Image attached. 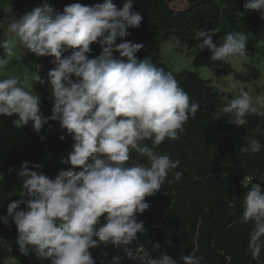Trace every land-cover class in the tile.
Listing matches in <instances>:
<instances>
[{"label": "clouds", "instance_id": "clouds-1", "mask_svg": "<svg viewBox=\"0 0 264 264\" xmlns=\"http://www.w3.org/2000/svg\"><path fill=\"white\" fill-rule=\"evenodd\" d=\"M132 7L133 0H124L120 8L113 0H103L93 5L73 3L57 12L44 0L19 18H11L7 26L11 35L0 40L4 52L0 77L17 49L51 56L50 63L55 65L47 73L54 98L50 117L41 114L40 96L32 91L33 82L44 83L37 72L25 73L23 80L12 75L0 78V115L15 114L18 119L12 123L17 128L31 121L36 132L49 119L58 121L73 140L72 151L61 161L71 167L61 169L54 178L30 170L29 162L21 165L18 175L23 183L17 193L27 199L9 203L7 216L0 220L7 224L11 217L18 233L16 244L24 256L31 251L49 264H95L89 249L110 244L136 264H178L163 252L152 258L142 245L135 249L130 245L145 231L143 222H137V215L149 208L145 197L159 191L180 163L155 148L165 139H179L200 105L191 101L172 72L148 57L137 58L143 44L116 43L130 34L127 29L141 24V14ZM243 8L258 11L264 19V0H246ZM217 32L196 31L193 38L202 40L196 47L207 48L213 61L248 60L245 34L229 32L217 45L212 39ZM94 42L101 52L90 59L87 54ZM69 49L71 54L64 55ZM113 53H119V58ZM220 111L232 114L231 123L243 127L249 114L264 115V96L254 97L239 87L234 98H223ZM146 140L151 146L143 143ZM246 141L241 152L261 150L258 140L247 137ZM133 151L147 162L129 163ZM182 175L175 172L167 183L180 181ZM252 178L241 223L253 224L248 248L256 258L264 249V189ZM21 203L25 208L17 210ZM159 247L154 243L153 251ZM180 260L201 264V258L193 255H182ZM110 264H121V257L113 256Z\"/></svg>", "mask_w": 264, "mask_h": 264}, {"label": "trees", "instance_id": "trees-1", "mask_svg": "<svg viewBox=\"0 0 264 264\" xmlns=\"http://www.w3.org/2000/svg\"><path fill=\"white\" fill-rule=\"evenodd\" d=\"M175 1L133 0L132 10L141 14V24L127 29L130 34L116 41L117 44L124 41L143 44L144 47L136 53L137 58L142 60L148 57L157 67L172 72L191 101L200 105L195 116L186 122L179 139H165L155 148V151L167 154L180 163L169 173L159 191L145 197L149 208L137 215V222H143L145 231L137 234V240L130 247L135 249L142 245L152 258L163 252L177 260L178 264H182V255L201 258V264H264V249L259 257L254 258L248 248L253 224L241 223L244 197L252 186L251 183L244 186L242 180L254 176L252 183H258L264 189V115L249 114L246 117L248 123L243 127L231 123L232 114L221 113L220 107L224 97L232 99L235 95L216 89L200 76L197 69L210 67L246 83L258 79L261 71L251 63L245 72L238 73L229 62L213 61L207 48L199 50L196 47L202 40L193 38L198 30L217 29L212 39L213 43L219 45L229 32H240L246 36L249 56L260 58L259 51L264 52V19H261L258 11L243 8L246 0H186L187 6L181 11L173 9L172 3ZM0 2L11 4L21 13L18 15L20 17L40 6L44 0ZM102 2L48 0L57 12H62L65 6L73 3L93 5ZM113 3L120 8L124 0H113ZM6 9L5 5L3 11ZM171 40H175L177 51L186 50L192 56L195 69L180 68L176 71L162 60L161 46ZM90 48L91 52L87 54L90 59L101 52L98 43L94 42ZM113 55L119 58V53ZM53 102L52 92L46 91L40 96V112L45 118L52 115ZM20 129L29 144L15 145L5 158L6 172L0 186V203L4 202L1 197L8 194H11L9 203L27 199L19 194L14 196L15 191L22 187L23 180L18 173L24 162H29L30 170L50 178H54L61 169L71 167L61 161L72 151L73 140L66 130L61 129L58 121L49 119L39 132L33 130L31 121ZM61 135L65 137L63 140L60 139ZM247 137L258 140L262 145L261 150L256 153L241 152L240 148L246 146ZM143 143L151 146V141ZM130 157L129 163L147 162L135 151L130 153ZM34 164L41 167L33 168ZM177 171L183 173L181 180L167 183ZM24 208L25 204L21 203L17 210ZM3 215L7 216V210L0 217ZM101 220L103 222V218ZM17 239V229L11 217H8L7 224L0 220V264H49L48 260L38 258L31 251L27 256L20 254ZM154 243L160 245L156 251H153ZM5 247L12 250L14 259H11ZM89 251L95 264H110L116 255L121 257V264H136L125 256L121 248L110 244H100Z\"/></svg>", "mask_w": 264, "mask_h": 264}, {"label": "rangeland", "instance_id": "rangeland-1", "mask_svg": "<svg viewBox=\"0 0 264 264\" xmlns=\"http://www.w3.org/2000/svg\"><path fill=\"white\" fill-rule=\"evenodd\" d=\"M4 5H6L7 7L5 11H3ZM186 6V0H176L172 3V7L175 11H181ZM11 8L12 10H10ZM18 15H21V13L15 10L11 4H5L3 2H0V25H2V27H0V31L3 32L4 30H7V25H5V23H10L11 18H13L14 16L16 18H19ZM7 33L10 34L9 32ZM8 34L7 38L10 36ZM4 37H6V35ZM160 52L162 60L176 71L181 70L180 68L195 69L192 64V56L187 54L186 50H184L183 52L177 51L175 40H171L162 44ZM259 52L260 54L258 53V55L260 56V58H256L255 56H249L248 60L246 61L229 62L238 73L245 72L246 67L250 66L251 63H253L254 66L261 71V76L258 79L253 80L249 83H246L231 74H223L210 67H200L197 69V71L202 78H204L209 84L214 86L216 89L229 91L236 96L238 95L239 87H243L245 90L249 91L254 97L264 96V52L262 50ZM3 54V49L0 48V57H2ZM65 54L70 55L64 53V55ZM17 57L19 58L17 59ZM47 58L44 56H36L35 54L29 51H20L19 53H17L16 50V57H13L10 64L7 66L5 70V75L3 77L12 75L17 76L21 80H23V75L25 73H28L30 75L32 72H36L38 69L37 75L41 77L44 83L33 82L32 91L38 96H41L47 90L52 92L51 85L50 83H48L47 78L48 67H45V71H43L41 67L38 68L37 66L39 59H41V63H44L46 61H49L50 63V60L53 59V57L51 58V56H48ZM30 65H32V68H29ZM30 83L31 81H29V84ZM233 83L237 84L236 88L231 87ZM15 119H18L15 114H13L12 116L0 115V186L3 184L2 181L4 180V175L6 172L4 168V161L5 158H7L6 156H8L9 152L13 149L15 145L26 146L27 144H29L28 138L22 134V130L20 129L21 127L17 128L13 125L12 121ZM18 191L19 190L15 191L14 196L18 195V193H16ZM10 195L11 194H8L6 197H1V200L4 202L0 203V214H4L6 212L7 205L9 204L8 198ZM3 217L6 216L3 215ZM5 250L10 253L11 259H14L12 250L7 247H5Z\"/></svg>", "mask_w": 264, "mask_h": 264}, {"label": "bare ground", "instance_id": "bare-ground-1", "mask_svg": "<svg viewBox=\"0 0 264 264\" xmlns=\"http://www.w3.org/2000/svg\"><path fill=\"white\" fill-rule=\"evenodd\" d=\"M4 7H5V5H4ZM10 10H12V8L10 9ZM18 11V10H17ZM4 24V23H3ZM2 29V28H1ZM1 33H0V40H3V39H7V32H8V29L7 30H4L3 32L2 31H0ZM6 35V37H4ZM11 35V34H10ZM17 51H23V50H21V49H17ZM71 49H69V51L67 52V54H71ZM66 55V54H65ZM47 58V57H46ZM52 58V57H51ZM47 60H48V58H47ZM52 60V59H51ZM50 60V61H51ZM32 62H33V59H32ZM40 63H41V59H39V61H38V63H37V66H39V67H41V69L43 70V71H45V67L47 68L48 67V71L49 70H51V69H53L54 67H55V65L54 64H52V63H49V61L47 62H44V63H41V65H40ZM50 64V65H49ZM49 65V66H48ZM51 66H53L52 68H49V67H51ZM30 67H31V65H30ZM35 69H37V68H35ZM37 71H38V69H37ZM36 71V72H37ZM9 75V74H8ZM6 77H8V76H6ZM74 78V77H73ZM75 79V78H74ZM48 91V90H47ZM4 170V169H3ZM12 172V171H11ZM20 178V177H19ZM22 181V180H21ZM21 184V183H20ZM17 193V192H16Z\"/></svg>", "mask_w": 264, "mask_h": 264}, {"label": "built area", "instance_id": "built-area-1", "mask_svg": "<svg viewBox=\"0 0 264 264\" xmlns=\"http://www.w3.org/2000/svg\"><path fill=\"white\" fill-rule=\"evenodd\" d=\"M249 177H253V178H252V182H253L254 179H255L254 176H248V177H245V178L242 180V182H241L244 186L250 184V183H249Z\"/></svg>", "mask_w": 264, "mask_h": 264}]
</instances>
